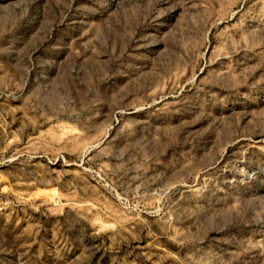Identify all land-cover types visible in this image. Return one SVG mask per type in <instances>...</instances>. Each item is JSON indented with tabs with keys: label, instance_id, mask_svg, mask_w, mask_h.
Listing matches in <instances>:
<instances>
[{
	"label": "rangeland",
	"instance_id": "374dc122",
	"mask_svg": "<svg viewBox=\"0 0 264 264\" xmlns=\"http://www.w3.org/2000/svg\"><path fill=\"white\" fill-rule=\"evenodd\" d=\"M0 264H264V0H0Z\"/></svg>",
	"mask_w": 264,
	"mask_h": 264
}]
</instances>
